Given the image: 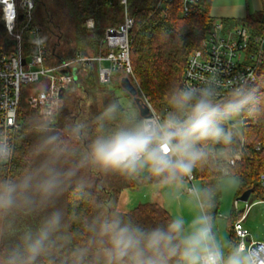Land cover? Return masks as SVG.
Instances as JSON below:
<instances>
[{"label":"trees","instance_id":"trees-1","mask_svg":"<svg viewBox=\"0 0 264 264\" xmlns=\"http://www.w3.org/2000/svg\"><path fill=\"white\" fill-rule=\"evenodd\" d=\"M212 1L188 4V12L185 0H127L126 4L134 19L129 32L130 80L142 102L147 100L162 116L194 112L203 101L209 109L219 112L211 118L225 121L224 114L234 110L241 111L244 118L238 134L221 124L223 135L217 142L198 139L191 148L199 154L194 162L181 156L192 163L191 172L201 182L200 200L209 226L220 213L224 175L237 178L236 198L253 188L252 194L264 200V17L248 14L245 18L221 19L227 29L240 25L251 28L253 42L247 52L258 54L252 60L257 73L255 82L210 103L188 95L182 88L189 54L203 47L215 25L210 12ZM124 11L121 0H35L31 24L40 29L50 64L104 51L101 40L105 29L120 24ZM88 18L94 20L93 28L86 26ZM258 35H263L259 44L255 42ZM7 38L6 32L0 30V50L6 49ZM77 83L82 96L69 103L66 94L53 123L26 100L21 101L22 124L11 159L0 163V254L9 255L2 258V264H182L181 230L169 233L170 243L148 247L153 232L168 233L169 226L177 222L165 206L146 202L122 212L109 201L116 202L124 188L181 180L185 174L171 169L156 173L153 164L146 171L141 162L135 170L106 167L98 162L94 155L98 141L110 140L120 132L143 130L145 116L140 114L134 97V113H129L115 90L100 83L95 67L80 72ZM118 88L122 90V86ZM219 150L227 154L222 162L215 157ZM235 151L240 152V159L228 167V173L223 172L220 163L223 166ZM95 167L112 174L109 186L84 184V175ZM239 217L238 212L229 215L232 252H236L239 241L234 230ZM6 229L10 240L5 238ZM121 229L127 231L122 233ZM121 236L131 241L123 254L115 245ZM37 240L41 243L33 252L31 246Z\"/></svg>","mask_w":264,"mask_h":264},{"label":"built area","instance_id":"built-area-1","mask_svg":"<svg viewBox=\"0 0 264 264\" xmlns=\"http://www.w3.org/2000/svg\"><path fill=\"white\" fill-rule=\"evenodd\" d=\"M197 1L185 0V11L188 12V4ZM121 3L125 5L124 19L117 26L105 29L101 40L104 51L97 55H78L47 64L44 39L39 27L31 24L35 0H0V22L8 37L6 49L0 50V163H7L11 159L15 138L22 124V99L37 109L44 119L53 123L64 105L67 92L78 82L79 73L90 70L94 62L98 63L97 75L101 84L109 83L117 68L130 78L129 32L134 19L128 14L127 0H121ZM159 5L163 3L160 1ZM86 26L93 28L94 20L86 19ZM252 38L253 32L246 25L227 29L222 20L216 21L203 47L194 49L188 56L182 78L183 90L194 98L210 103L232 96L255 82L257 73L252 60L258 54L247 52L253 42ZM260 41H263V35L255 37L257 44ZM103 62L109 65H103ZM143 103L149 109L143 120V130L151 126L149 151L164 154L173 162L182 159L174 148L177 140L168 142L166 139L167 133L172 130L169 124L183 123L194 112L186 111L177 117L162 116L147 100ZM214 112L219 113L216 110ZM239 154V151H235L227 159L222 166L223 172L228 173V167L240 159ZM185 179L191 183L189 192H196L193 183L195 178L191 171L185 174ZM262 179L264 182V175ZM261 201L264 204V200ZM245 218L246 214L241 213L234 222V230L239 238L236 252L246 251L250 260H264V232L261 239H252L251 233L244 226ZM209 230L211 240L208 244L212 250L218 251L214 249L213 232ZM221 264H224L223 258Z\"/></svg>","mask_w":264,"mask_h":264},{"label":"rangeland","instance_id":"rangeland-1","mask_svg":"<svg viewBox=\"0 0 264 264\" xmlns=\"http://www.w3.org/2000/svg\"><path fill=\"white\" fill-rule=\"evenodd\" d=\"M210 12L211 15L215 17V21L230 17L245 18L248 14L253 15L258 19H262L264 17V0H213ZM120 15L122 16L123 14L120 13ZM102 64L109 65L108 62H103ZM97 66L98 63L94 62L93 67H95L96 72ZM125 76L128 77L126 74H123L120 69H115L111 81L106 83L104 87L115 90V93L119 96L121 104L132 114L134 113L132 95L121 85V80ZM119 86H122V90L118 88ZM77 96H82L78 83L71 86L70 90L67 92L66 99L69 100V103H75L78 98ZM68 106H70V104H68ZM211 119L213 123V133L203 138L212 142H217L223 135L220 130L221 124H226L229 131L238 134L244 118L241 111L234 110L224 114L225 121L217 118ZM217 129L219 130L218 133L215 131ZM200 138L201 137L194 139L191 142V148ZM226 156L227 154L223 150L215 152V157L221 160V162ZM140 162L146 171L151 169L152 162L150 160L144 157ZM220 165L222 168V163H220ZM111 177L112 174L99 172V169L95 167V169H92L89 174L87 172L84 175L83 182L87 186L100 185L107 187L109 186ZM193 183L196 192H189L191 183L186 179L140 185L135 188H124L120 192L117 201H109V204L113 205V203H116L112 206L114 209L126 212L141 203L158 202L171 212L177 222H182L181 233L184 241L187 236L194 233L201 226L197 221L205 217L200 200V194L202 191L201 182L199 179H195ZM220 186L222 191L220 213L218 217L211 221L210 226L207 225L213 232L214 249H218L221 253L224 264H228L230 257H236L241 260L242 264H248L250 259L246 251L237 253L229 250V215L232 211L240 214L245 213V227L251 233L252 239H258L262 237L264 232V204L253 194H251L248 201H236L239 183L234 176L224 175L221 178ZM107 198L109 199L108 195ZM24 231L26 232L27 230L24 229ZM2 233L3 222L2 214H0V243ZM5 238L6 240L11 239L7 229L5 232ZM209 240H211V236ZM208 241H206L205 244L206 247L209 248ZM5 253L0 254V264H2V258L4 259V256H9L7 255L8 252Z\"/></svg>","mask_w":264,"mask_h":264},{"label":"clouds","instance_id":"clouds-1","mask_svg":"<svg viewBox=\"0 0 264 264\" xmlns=\"http://www.w3.org/2000/svg\"><path fill=\"white\" fill-rule=\"evenodd\" d=\"M215 110H209V106L201 101L195 106L194 115L183 123L170 122L169 127L172 129L167 133V141L177 140L174 148L181 156H186L194 162L198 159V153L191 150V142L199 137H206L213 133L212 115ZM217 133L219 130H215ZM152 141L151 126L148 129L135 132H120L112 139L98 141L94 146V155L98 162L106 167L123 168L135 170L136 165L142 157L150 160L153 164V170L156 173L163 172L167 169L181 174H188L191 171L192 163L178 159L175 162L169 160L164 154L156 151H149V144ZM201 226L191 235L187 236L184 243L182 257L185 264H221L222 256L219 251H214L206 247L205 242L210 239L208 218L203 217L197 221ZM182 222H174L169 226V232L155 231L148 240V247L157 248L162 243H170L171 232L181 230ZM122 233L126 229L120 230ZM41 241L37 240L31 246L35 252ZM130 240H125L122 236L115 241L116 247L123 254L124 249L130 245ZM256 255V254H253ZM228 264H242L241 260L236 257H230ZM248 264H264V260H250Z\"/></svg>","mask_w":264,"mask_h":264},{"label":"water","instance_id":"water-1","mask_svg":"<svg viewBox=\"0 0 264 264\" xmlns=\"http://www.w3.org/2000/svg\"><path fill=\"white\" fill-rule=\"evenodd\" d=\"M2 29H3V26H2ZM121 85L131 93L132 97H134L135 102L138 104V106L140 108V114L142 116H146L149 112V109H148V107H146L144 105V103L137 96V89L133 85L131 80L125 76L121 80ZM62 94H63V90H62L61 95ZM252 193H253V188H249V189L245 190L242 194L237 196L236 201H248ZM209 248L211 249V246H209Z\"/></svg>","mask_w":264,"mask_h":264},{"label":"crops","instance_id":"crops-1","mask_svg":"<svg viewBox=\"0 0 264 264\" xmlns=\"http://www.w3.org/2000/svg\"><path fill=\"white\" fill-rule=\"evenodd\" d=\"M245 220H246V218H245ZM244 220V221H245ZM244 226H245V223H244ZM263 235V234H262ZM262 238V237H261ZM261 238H258V239H254V240H259V239H261ZM242 253V252H241ZM182 264H185V261H184V259L182 258Z\"/></svg>","mask_w":264,"mask_h":264},{"label":"flooded vegetation","instance_id":"flooded-vegetation-1","mask_svg":"<svg viewBox=\"0 0 264 264\" xmlns=\"http://www.w3.org/2000/svg\"><path fill=\"white\" fill-rule=\"evenodd\" d=\"M0 30H2V23L0 22Z\"/></svg>","mask_w":264,"mask_h":264}]
</instances>
